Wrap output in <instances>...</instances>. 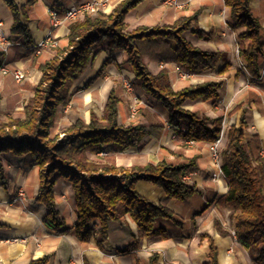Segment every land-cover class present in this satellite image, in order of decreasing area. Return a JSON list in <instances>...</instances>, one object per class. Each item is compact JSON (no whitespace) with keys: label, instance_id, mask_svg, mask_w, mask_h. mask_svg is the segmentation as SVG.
I'll use <instances>...</instances> for the list:
<instances>
[{"label":"trees","instance_id":"16d2710c","mask_svg":"<svg viewBox=\"0 0 264 264\" xmlns=\"http://www.w3.org/2000/svg\"><path fill=\"white\" fill-rule=\"evenodd\" d=\"M3 1L13 15L11 34L20 36L24 47L33 49L34 39L26 20L29 8L37 0H25L20 6L15 0ZM143 1L120 0L109 11L85 13L71 21L68 44L56 47L53 57L40 65L42 76L33 86L34 95L25 106L24 117L4 119L6 100L0 94V184L14 196L19 192L15 181L6 174L2 157L3 153L12 152L23 156L29 166H39L36 199L46 206L44 223L57 233L69 230L55 196L56 184L63 179L73 191L78 217L73 229L79 241H95L103 247V242L109 237L110 221H122L127 215L136 222L140 238L170 237L166 221L174 219V212L166 202L156 203L141 194L136 185L140 180H147L162 187L168 199H183L185 195L197 191L196 186L188 182L187 175L198 171L199 166L196 159L191 158L182 162L163 159L157 163L126 167L118 165L115 156L102 154L107 145L125 150L139 145L146 136L158 139L166 128L161 121L121 123L118 105L122 86L119 82L108 93L102 117L92 111L88 122L79 117L63 129L62 136L52 135L57 111L70 101V89L81 74L94 63L103 49L112 52L122 50L121 63L111 57L103 68L112 62L119 67L129 65L135 74L131 80L134 88L167 108V123L177 136L185 141L215 143L226 134L227 141L221 151V168L229 189L221 199L232 210L236 241L249 252L256 264H264V156L258 134L253 135L250 142H245V129L248 127L245 111L238 123L233 122L225 128L224 114L210 117L185 108L188 100L217 102L222 81L210 80L176 89L166 66L154 73L145 61L148 46L154 48V51L148 50L151 60L175 61L190 73H201L215 68L221 60L227 61V52L203 49L186 37V32L200 37L212 35V31L199 26L200 9L180 16L172 23L139 24L130 30L127 15ZM251 1L224 0V3L230 9L228 27L238 31L239 56L245 62L249 78L258 81L264 59V36L261 18L254 13ZM169 39L176 41L175 48L170 46ZM230 66L227 61L223 71ZM101 71L84 87L90 86ZM241 107L239 105L235 110ZM251 143L254 144L253 149ZM89 153L98 158H90ZM214 225L220 234H232L219 220H215ZM205 240L208 249L206 258L199 259L198 264H220L218 247L208 233L200 235L195 253L203 251ZM138 246L139 241L135 239L119 252L128 254ZM49 259L50 255H46L28 264H47ZM85 264L90 263L86 260ZM146 264H161L159 254L153 252Z\"/></svg>","mask_w":264,"mask_h":264},{"label":"crops","instance_id":"0c3cea01","mask_svg":"<svg viewBox=\"0 0 264 264\" xmlns=\"http://www.w3.org/2000/svg\"><path fill=\"white\" fill-rule=\"evenodd\" d=\"M15 1L19 6L25 3V0ZM80 1L84 0H37L29 8L28 19L26 20L30 25L34 42L39 39L36 38L35 31L42 32L44 36L50 28L46 12L47 5H53L63 10ZM108 1V8L110 10L120 0L117 2L115 0ZM159 1L145 0L141 2L128 13L126 21H128L132 13L138 11L140 6H145L146 3L151 2V9L155 10L159 7ZM222 1L224 3V0ZM251 6L254 13L261 18L262 34L264 36V0H252ZM225 7L228 11L227 23L230 9L226 5ZM198 9L201 10V13L198 15L199 26L208 32L212 31V35L210 37H200L191 32H186L185 35L193 44L203 49L227 52V61L231 64L228 70L223 71L227 63L226 60H221L215 68L204 70L201 73H190L180 63L175 61L151 60L150 53L145 54V61L154 73H157L162 67L166 66L169 69L171 82L176 89L210 80L222 81L223 85L219 90L220 97L217 102H213L212 100H188L185 103V108L198 111L200 114L210 117L224 114L225 128L233 122L238 123L241 114L245 111L248 123V127L245 129V142H250L253 135L258 134L261 141V154L264 156V73H262L264 59L260 66L261 79L258 81L251 80L245 68V62L239 56V53L238 56L244 63V68L240 69L236 68L234 62L229 58L227 48L218 49L214 46L213 43L218 41L216 37V34L219 32L218 29L223 27L222 22L217 18L219 14L215 13L214 8L212 11L211 7L199 6L193 9L191 13H183L180 16L190 15ZM0 21H3L4 28L11 41V46L8 50L13 51L12 45L16 43L20 44L18 52L22 56L16 58V52H13L10 56V59L13 61L9 65L25 68L27 63L30 66L29 60L34 53L33 49L30 50L24 47L20 36L11 34L10 28L13 24V15L3 0H0ZM139 24L155 25L157 23L147 24L140 22ZM69 31V24L66 27H62L57 32V40L60 42L57 41V45H53L55 47L51 45V47L43 52L44 59L38 62L35 69L38 72L36 74L37 79L34 80L33 84H27V86L20 89H12L5 83L0 84V88H2V93L0 92V94L6 100V114L4 117H24L25 106L30 97L34 95L33 86L39 82L42 76L40 65L53 57L56 47H63L68 44ZM231 31L236 33V36L238 35V31ZM187 33L195 37V39H190ZM168 41L172 48L176 47L175 40L169 39ZM237 41L239 48L238 37ZM153 49L152 51H154ZM111 57L115 58L118 63H121L123 51L112 52L108 49H103L94 63L81 74L70 89V101L60 106L57 111L55 124L52 127V135L63 132L66 126L74 123L79 117L88 122L92 111L99 117H102L108 93L116 82H119L122 86L121 101L118 105L121 123L128 125L131 123L161 121L165 124L166 128L163 135L158 139L146 136L139 145L125 150H119L113 145H107L102 154L115 156L117 164L126 167L134 164H146L148 162L157 163L163 159L182 162L194 158L198 163L199 170L190 172L187 175V180L190 184L196 186L197 191L185 195L183 199H168L162 187L147 180H140L136 187L141 194L156 203L166 202L167 206L174 212V219L166 221L170 237L167 239L147 236L140 238L136 222L130 215H127L122 221H110L109 237L103 242V247H99L95 241L81 242L76 237L73 226L77 223L78 217L70 184L61 179L55 187L58 208L66 220V227L69 228L65 233H57L44 223L43 219L47 213V209L42 202L36 199L40 182L39 166H29L23 156L15 155L12 152L3 153L2 157L6 174L15 181L17 187H20L19 190H24V197H21L19 193L14 196L13 192H7L0 184V189L4 191V194L0 192V222L3 224L0 226V264H28L31 260L43 258L46 255H50L47 264H85L86 260L90 264H146L153 252L159 254V263L161 264H198L199 259L202 261L206 258L208 250L207 241L205 240L203 242L205 246L203 251L199 254L195 253V246L199 245L202 233H208L213 237L218 247V261L220 264H222L220 258L222 249H225L231 257L229 264H245L246 261L242 260V255L239 254V256L236 255L234 257V254L231 252V245L233 241H236L231 220L232 210L221 199L227 193L229 185L221 168L222 162L217 164L211 152V146L215 143L193 140V142H190L177 136L174 130L167 126V108L161 102L146 95L153 101V107L150 111L149 108H146L148 105L143 97L139 95L143 93L139 92L138 94L135 88V93L140 99L144 100V104L140 107V113H138L140 115L132 118L130 110L131 101L125 100L124 80L122 81V78L118 77V75L126 68H130L127 72L130 80L134 79L135 74L127 64H122L119 67L116 63L112 62L103 68V64ZM101 69V75L90 86L84 87ZM180 69L184 71H181L179 75L178 70ZM186 72L188 73L187 75H185ZM246 79L253 83V87H248V90L242 94L239 92L237 85ZM28 86L32 87V89ZM239 105L242 107L235 110ZM222 109L225 112H220ZM248 130L249 134H247ZM173 135H176V137H173ZM226 141L227 137L225 134V144ZM253 145L251 143L252 149ZM89 157L93 159L98 158L93 153H89ZM58 187L60 192L58 191ZM70 192L71 196L68 195ZM66 199L68 201H65ZM61 202L65 204H61ZM223 211H226L224 215ZM226 217L229 219V222H227ZM215 220H219L223 227L230 230L232 234L227 236L220 234L214 225ZM135 239L139 241L137 249L132 250L128 254L119 252L120 249L125 248ZM238 245L242 248H240L241 254L244 253L243 251H246L250 258L253 259L244 247L239 243ZM252 264H256L254 260Z\"/></svg>","mask_w":264,"mask_h":264},{"label":"rangeland","instance_id":"374dc122","mask_svg":"<svg viewBox=\"0 0 264 264\" xmlns=\"http://www.w3.org/2000/svg\"><path fill=\"white\" fill-rule=\"evenodd\" d=\"M117 1H119V0H115V2H117ZM151 5H152L151 2L146 3L145 6L144 5L140 6V9L138 11H135L134 13H132L130 15V17L127 21V26L130 30L133 29L140 22L147 23V24L174 22V19L179 17L181 14L191 13V11H193V9H195L199 6H205L206 8L211 7L212 11L214 8L215 13L219 14V16L217 18L220 19L223 27H221V29H218L219 32L216 34L218 41L213 43V44L218 49L227 48L228 52H229V58H231V60L234 62L235 67L238 69L244 68L243 60H241L238 56V41H237L236 33L232 32L229 29L228 24L226 23V19L228 18L227 17L228 11H227L222 0H185V1H183V0H160L159 1V7L156 8L155 10L151 9L152 8ZM108 10H109V8L106 7L103 11H108ZM187 35L190 39H193V40L195 39V37H192L189 33H187ZM58 42H60V41H58ZM12 46H13V51H11V50L7 51L6 48L4 47V45L0 44V53L1 52L4 53V54L0 55V63H2V64L12 63L13 60L10 59V56L13 54V52H16L15 53L16 58L22 56V54H20L18 52L20 44L16 43ZM52 47H55V46L52 45ZM147 48L148 49H146V52L149 54L148 50L150 49V47L147 46ZM15 56H14V58H15ZM43 59H44L43 58V52L40 54L33 53V55H31V59L29 60L30 66H28L27 63L25 65L26 77H25V79H23L20 82L15 80V78L13 77V75L11 73L2 74L0 72V84H4V83L8 84V86L11 87L12 89H20V88H24L25 86H27V84H31V83L33 84V82H35L34 80L37 79L36 74L38 73L37 70H35V69L37 68L38 62H41ZM10 67H13V66L11 65ZM128 70H130V68H126L124 71H122V73L120 75H118V77L120 76V78H122V81L127 79V78L130 79L129 75L127 73ZM181 71H184V70H181V69L178 70L179 75L181 74ZM123 73H125V74L123 75ZM248 87H253V83L249 82L247 79L245 81L242 80L237 85L239 92L242 94H243V92L248 90ZM29 88L32 89V87H29ZM0 92L2 93V88H0ZM137 93L139 94L138 91H137ZM128 95L129 94L126 93L124 95L125 96L124 98L127 101L128 100L131 101V99H130L131 97H129ZM139 95H141V97H143V99L147 103L148 107H146V108H149V110L151 111V108L153 107V105H152L153 101L150 98H148L146 95H143V94H139ZM128 97H129V99H128ZM97 105H100V104H97ZM223 111L225 112L224 109H222L220 112H223ZM138 115H140V114H138ZM3 118L7 119V117H3ZM230 121H231V119H230ZM252 130H254V129H252ZM249 133L250 132L248 130L247 134H249ZM57 135H60V133ZM53 136H55V135H53ZM60 136H62V135H60ZM224 144H225V134H223L221 140L216 144V152L219 155L218 159H215L217 164H220V162H222L221 151H222ZM211 152H212V154H214V150H211ZM253 155H255V153H253ZM19 188L20 187H18V189ZM58 191L60 192L59 187H58ZM68 195L71 196V192ZM65 201H68V200L66 199ZM61 204H65V203L61 202ZM62 206H64V205H62ZM225 212L226 211H223V215L225 214ZM224 219H225V216H224ZM227 222H229L228 218H227ZM231 247H232L231 252L234 254V257L236 255L239 256V254H240L243 256L242 260H244V262L246 261L245 264H252L253 263V259L250 258V256L247 254L246 251H243L245 254L240 253L241 247L238 245L237 241H233Z\"/></svg>","mask_w":264,"mask_h":264},{"label":"built area","instance_id":"2783aa9c","mask_svg":"<svg viewBox=\"0 0 264 264\" xmlns=\"http://www.w3.org/2000/svg\"><path fill=\"white\" fill-rule=\"evenodd\" d=\"M108 6V0H84L66 7L63 10L53 5H47L46 12L48 14L50 28L42 38L34 42L32 45L33 52L35 54H40L51 45H57V32L62 27H66L71 21L83 16L85 13L95 14L97 11L104 10ZM0 44L4 45L6 50H8V48L11 46V41L9 40V35L4 28L3 21H0ZM0 72L2 74L11 73L18 82L22 81L26 77L25 68L10 67L9 64L1 63ZM262 73H264V67L262 69ZM187 74L188 73L186 72L185 75ZM124 88L125 92L129 94L128 96L131 97V117L135 118L139 113L140 107L143 106L144 100L140 99L135 93L134 86L132 85V81L130 79L124 80ZM167 126L169 127V125ZM60 135H63V132H61ZM173 137H176V135H173ZM219 141L215 142V144L211 146V149L214 150V159H218L219 157L218 153L216 152V144ZM190 142L193 141L190 140ZM19 194L21 197H24V190L20 189Z\"/></svg>","mask_w":264,"mask_h":264},{"label":"bare ground","instance_id":"6f19581e","mask_svg":"<svg viewBox=\"0 0 264 264\" xmlns=\"http://www.w3.org/2000/svg\"><path fill=\"white\" fill-rule=\"evenodd\" d=\"M35 36L36 38H42L43 37V33L40 31H35ZM38 39V40H39ZM0 192L2 194H4V191L0 189ZM5 196V195H4ZM220 258H221V262L222 264H229V262L231 261V257L229 256V254L226 252L225 249L221 250V254H220Z\"/></svg>","mask_w":264,"mask_h":264}]
</instances>
